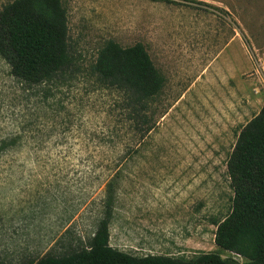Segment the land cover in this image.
Wrapping results in <instances>:
<instances>
[{"label":"rangeland","instance_id":"rangeland-1","mask_svg":"<svg viewBox=\"0 0 264 264\" xmlns=\"http://www.w3.org/2000/svg\"><path fill=\"white\" fill-rule=\"evenodd\" d=\"M168 1L61 0L71 62L47 82L0 57V264L86 248L105 217L132 255H232L214 231L264 102V0ZM108 40L143 44L163 77L140 115L92 69Z\"/></svg>","mask_w":264,"mask_h":264},{"label":"trees","instance_id":"trees-1","mask_svg":"<svg viewBox=\"0 0 264 264\" xmlns=\"http://www.w3.org/2000/svg\"><path fill=\"white\" fill-rule=\"evenodd\" d=\"M0 57L11 75L28 84L47 82L68 70L67 14L61 0H13L4 5ZM92 69L101 81L123 90L138 115L163 85V77L139 42L121 46L106 41ZM227 174L233 192L231 208L215 225L214 243L231 256L217 252L190 258L132 255L110 246L109 217H105L86 248L21 264H264V102L240 129L228 156Z\"/></svg>","mask_w":264,"mask_h":264}]
</instances>
